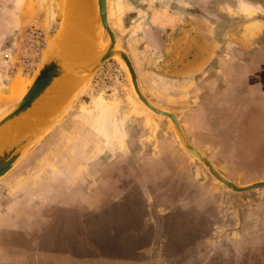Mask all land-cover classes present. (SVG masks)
Masks as SVG:
<instances>
[{"label":"rangeland","instance_id":"1","mask_svg":"<svg viewBox=\"0 0 264 264\" xmlns=\"http://www.w3.org/2000/svg\"><path fill=\"white\" fill-rule=\"evenodd\" d=\"M67 1L0 2L21 22L0 45V114L17 101L7 98L12 79L28 87L65 15L69 22ZM107 9L115 54L60 84L70 100L0 178V264H132L125 258L142 249L146 260L151 248L153 264H264L256 255L264 187L234 192L217 181L172 122L138 99L118 54L129 58L142 95L176 116L220 175L237 185L264 181V0H107ZM96 19L101 53L110 41ZM108 180L125 198L95 228L77 214L79 232L48 233L59 217L51 208L66 205L58 195L78 183L98 192L86 205L103 206Z\"/></svg>","mask_w":264,"mask_h":264},{"label":"water","instance_id":"2","mask_svg":"<svg viewBox=\"0 0 264 264\" xmlns=\"http://www.w3.org/2000/svg\"><path fill=\"white\" fill-rule=\"evenodd\" d=\"M93 2H96L97 4V21L109 36L110 42L108 48L105 51L101 52L96 59L90 62H79L77 60H72L67 63L63 59V57L58 55V52H54L47 56L41 63L36 75L33 78L32 83L30 84V86H28V89L26 93L22 96V98L16 101L10 108L6 109L2 114H0V129L5 127L11 121L24 116L30 109L34 107V104L38 101L40 102L37 104V106H41L47 101H49L53 95H51L50 92L48 94L47 91L53 86H55L60 78L70 74L81 75L93 72L105 60L115 54L114 49L116 45V39L112 29L108 24L107 0H92V4ZM65 17L66 18L63 20L58 31L63 30L64 32V29L66 28L68 23L67 16L65 15ZM118 54L120 55L125 66L127 67L131 78L133 90L136 93L138 99L154 114L164 116L172 122L184 142L185 149L196 159L202 162L207 168L208 172L217 181H219L225 187L231 189L234 192H247L253 189L264 187V181H258L247 185H237L220 175L214 169V167L195 148H193L189 144V142L183 135L180 123L176 116L171 112L158 109L142 95L137 84L136 74L129 58L123 52H119ZM53 92L54 89L52 90V93ZM49 118L50 117H47L44 122L40 125L34 124L28 130L18 135L12 136L0 146V178L10 171V169L14 166L15 162L21 156L23 150H25L30 145L31 140L33 138H36L38 136V133L43 129L44 123Z\"/></svg>","mask_w":264,"mask_h":264},{"label":"bare ground","instance_id":"3","mask_svg":"<svg viewBox=\"0 0 264 264\" xmlns=\"http://www.w3.org/2000/svg\"><path fill=\"white\" fill-rule=\"evenodd\" d=\"M72 2L73 6L71 7V18L69 19L64 32L63 30L58 31L57 41H51V43L48 44L47 49L43 54L44 57L42 56L43 58H46L54 52H58V55L63 57L67 63L72 60H77L79 62H90L96 59L100 54L99 47L96 46V38L93 29L95 24L94 21L97 17L96 2H93L92 4V0H88L91 25L89 16L87 14L88 10L86 6V0H68L67 3H65L68 5V3L71 4ZM70 78L78 77L70 74L60 78L58 83L47 91L49 94V92L52 93V90L54 89V92L52 93L53 96L49 101L41 106H37V104L40 102L38 101L34 104V107L30 109L24 116L11 121L5 127L1 128L0 146L12 136L18 135L28 130L34 124H42L44 120L47 117L52 116V114L61 105H64L67 100L69 101L72 94L69 97V90L67 87H64L60 84H68V82H73V80ZM32 81L33 80H31V83ZM78 88L75 92L78 91ZM27 89V83L24 80L19 77L13 78L8 88V100H20L26 93Z\"/></svg>","mask_w":264,"mask_h":264},{"label":"crops","instance_id":"4","mask_svg":"<svg viewBox=\"0 0 264 264\" xmlns=\"http://www.w3.org/2000/svg\"><path fill=\"white\" fill-rule=\"evenodd\" d=\"M4 1H7V7H9L8 5V1L10 0H0L1 3H3ZM14 2V0H11ZM167 13L169 14V11L167 10ZM21 24V22L19 20H17L15 17H10L8 16L5 11L0 12V45H2L10 36L11 34L14 32V30ZM108 162V161H107ZM107 166L111 167V161L110 163H107ZM110 172H112V175L115 176V169L111 168L109 169ZM111 179V177H110ZM73 182V181H71ZM112 182V180H111ZM108 180V184L107 186H109L111 188V190H105L104 192H102V199H104L105 205L103 206H88L86 205V199H95L94 197V193H98L95 191L88 190L87 189H78L79 188V184L76 183L74 185V189H72L70 191V196H64L62 194L58 195V199L61 201H64V203L66 204L64 205H57L52 207L51 209L55 212L54 214H57L59 217L56 218L54 220V225H52V228H49L48 233L52 232L54 235L56 236L58 234V229H60V233L58 235H68L74 231L79 232L81 225L78 223L77 218H74L72 216H76L77 214L80 215H87L88 216V220L90 221V223L92 224V226H97L98 224V215L103 214L104 212H106L107 208L113 204L116 203L117 200H119V202H122V200H120V198H125L124 194L118 195V191L112 190V185L113 183H111ZM73 185V183H72ZM118 203V202H117ZM49 213V212H48ZM53 213V212H52ZM89 223V222H88ZM89 223V224H90ZM84 226V225H83ZM95 228V227H94ZM258 228H251V230H257ZM242 230V229H241ZM243 233H240V236L243 237ZM51 236V237H53ZM141 235L139 234V237ZM149 239L146 238V242H149L147 247H153V243H155V240L153 241V238L151 236V233L148 234ZM138 240H140L139 238L137 239V243L136 245H140L138 243ZM61 243L64 242H69V244H78L80 243L82 240H72V239H67L64 238L62 240H60ZM241 239L238 241V243H236V245L241 246ZM41 244V242H39ZM253 243V242H251ZM55 245L56 241H55ZM61 245V244H60ZM151 250V252L149 253V256H146L147 259L144 260L142 259L143 254L141 253L142 249L136 250L133 253V256L129 259L125 258L127 260V262L132 264H141V263H155L158 261V258L156 256H154V254L152 253L153 249H149ZM139 251V252H138ZM262 254H264V250H260L257 251L256 255L261 256ZM141 258V259H140ZM64 262V261H62ZM61 264V263H60Z\"/></svg>","mask_w":264,"mask_h":264},{"label":"built area","instance_id":"5","mask_svg":"<svg viewBox=\"0 0 264 264\" xmlns=\"http://www.w3.org/2000/svg\"><path fill=\"white\" fill-rule=\"evenodd\" d=\"M39 35H40V33H37V36H36V38H39ZM5 55H6V53H5Z\"/></svg>","mask_w":264,"mask_h":264}]
</instances>
